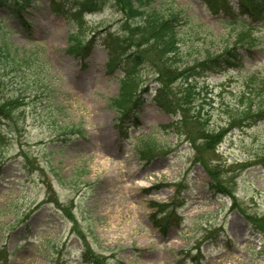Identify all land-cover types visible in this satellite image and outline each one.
<instances>
[{"label": "rangeland", "instance_id": "374dc122", "mask_svg": "<svg viewBox=\"0 0 264 264\" xmlns=\"http://www.w3.org/2000/svg\"><path fill=\"white\" fill-rule=\"evenodd\" d=\"M25 1L29 28L2 24L32 61L0 57V264H264V19L149 0L182 36L170 65L119 0ZM234 44L240 67L168 81L184 116L152 102L158 69Z\"/></svg>", "mask_w": 264, "mask_h": 264}, {"label": "trees", "instance_id": "16d2710c", "mask_svg": "<svg viewBox=\"0 0 264 264\" xmlns=\"http://www.w3.org/2000/svg\"><path fill=\"white\" fill-rule=\"evenodd\" d=\"M118 1V0H117ZM207 4L210 5L213 10V14L219 15L222 17H229L234 21H241L242 18H248L251 22H259L264 19V0H205ZM145 2L149 3V0H119V4L122 7V11L125 15L130 16L133 19L134 15L139 17H143L145 15V19L147 23L150 24L148 27L149 31L152 33L151 39L149 42L153 41L158 47V51L161 55L166 56L167 59L164 61L170 65L172 61L177 58L178 49L180 47L179 43L181 41V34L174 27L173 21L175 16H165L160 14L156 10H144L143 6ZM235 3V8L233 6ZM26 4L25 0H0V10L4 11V18H0V57L5 59L8 65L12 67V70L16 73L21 70L22 67L29 66L32 61L31 54L19 52L15 50H11V44L6 39V34L4 33L5 27L2 26L10 18H17L20 26L29 28L28 22L22 17V13L24 12V6ZM246 18V19H247ZM142 22V21H141ZM139 24L140 22H136ZM146 28V26H144ZM75 34H72L70 40L75 39ZM110 38V37H109ZM113 42L109 39V43H106V48L108 50V54L110 55V60H114L115 57L119 54H123V50H125L124 45H120L123 42L121 40H117ZM92 41H89V45ZM85 45L80 47L81 50L77 52L79 55H82L85 49ZM241 48V47H240ZM238 50V45L234 44L229 49L225 50L222 55L212 57L209 52L202 57L201 60L192 63L191 65L182 66V68H174L171 69L170 65H168L169 69H158V79L157 82L160 84L158 88L155 90L154 95L152 97V102L163 109L165 112L177 116L178 114H182L184 116L185 111L182 109V105H176V103L171 102L168 97H163L164 88L168 81L173 83L176 79H180L184 77L187 81L189 78L193 76H200L204 73L209 72H218L228 68H238L240 67L242 60L241 57L235 54V51ZM18 52V53H17ZM132 54H126L125 58H132ZM118 63V62H117ZM163 70V71H162ZM172 70V71H171ZM173 76V77H171ZM21 77V76H20ZM187 87H190L187 84ZM189 90V89H187ZM146 89L143 90L145 92ZM188 94V93H187ZM140 99V95L137 96L136 101ZM133 105H136L135 102ZM242 111V110H241ZM247 109H243V114L247 115ZM254 114H249V118H256L264 114V110L257 109L256 111H252ZM129 114L128 110L123 113V118L127 117ZM180 116V119L183 118ZM264 117V116H263ZM262 117V118H263ZM124 120V119H123ZM122 120V122H123ZM254 121V124L258 123L260 120L257 118ZM72 134L73 131L69 130ZM226 131H220L215 136H203L205 140H214L216 142H221ZM152 145V144H151ZM155 146H148L149 150H155ZM85 261L91 262V258H88L87 255H83Z\"/></svg>", "mask_w": 264, "mask_h": 264}, {"label": "bare ground", "instance_id": "6f19581e", "mask_svg": "<svg viewBox=\"0 0 264 264\" xmlns=\"http://www.w3.org/2000/svg\"><path fill=\"white\" fill-rule=\"evenodd\" d=\"M191 65V64H190Z\"/></svg>", "mask_w": 264, "mask_h": 264}]
</instances>
